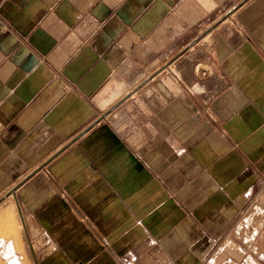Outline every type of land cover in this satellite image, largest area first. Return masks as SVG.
Masks as SVG:
<instances>
[{
  "label": "crops",
  "instance_id": "obj_1",
  "mask_svg": "<svg viewBox=\"0 0 264 264\" xmlns=\"http://www.w3.org/2000/svg\"><path fill=\"white\" fill-rule=\"evenodd\" d=\"M8 192L37 264H264V0H0Z\"/></svg>",
  "mask_w": 264,
  "mask_h": 264
},
{
  "label": "rangeland",
  "instance_id": "obj_2",
  "mask_svg": "<svg viewBox=\"0 0 264 264\" xmlns=\"http://www.w3.org/2000/svg\"><path fill=\"white\" fill-rule=\"evenodd\" d=\"M9 193L0 197V264H14L15 260L11 259L14 257L21 264H37L35 252L38 244L31 243L22 226L19 228L18 218L11 206L2 203Z\"/></svg>",
  "mask_w": 264,
  "mask_h": 264
},
{
  "label": "bare ground",
  "instance_id": "obj_3",
  "mask_svg": "<svg viewBox=\"0 0 264 264\" xmlns=\"http://www.w3.org/2000/svg\"><path fill=\"white\" fill-rule=\"evenodd\" d=\"M13 196L11 195V194H8L5 198H4V200H3V202L2 203H6V204H9L10 206H11V208H12V210L15 212V214H16V217H17V211H16V206L14 205V203L15 202H13V198H12ZM18 223H19V228H21V223L19 222V220H18ZM32 253V252H31ZM30 254V253H29ZM32 261V260H31ZM13 262H15V261H13ZM14 264H21V262L20 261H18V262H15ZM32 264V263H31ZM34 264V263H33Z\"/></svg>",
  "mask_w": 264,
  "mask_h": 264
},
{
  "label": "built area",
  "instance_id": "obj_4",
  "mask_svg": "<svg viewBox=\"0 0 264 264\" xmlns=\"http://www.w3.org/2000/svg\"><path fill=\"white\" fill-rule=\"evenodd\" d=\"M197 73L200 75V76H206L208 71L206 69H198L197 70Z\"/></svg>",
  "mask_w": 264,
  "mask_h": 264
}]
</instances>
